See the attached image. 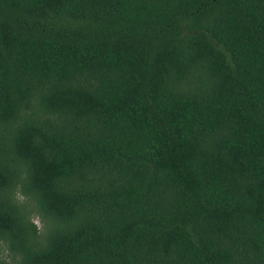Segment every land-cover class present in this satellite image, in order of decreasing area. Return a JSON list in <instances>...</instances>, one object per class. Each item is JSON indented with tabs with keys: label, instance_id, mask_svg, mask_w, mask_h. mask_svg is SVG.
I'll return each instance as SVG.
<instances>
[{
	"label": "trees",
	"instance_id": "obj_1",
	"mask_svg": "<svg viewBox=\"0 0 264 264\" xmlns=\"http://www.w3.org/2000/svg\"><path fill=\"white\" fill-rule=\"evenodd\" d=\"M0 264H264V0H0Z\"/></svg>",
	"mask_w": 264,
	"mask_h": 264
},
{
	"label": "rangeland",
	"instance_id": "obj_2",
	"mask_svg": "<svg viewBox=\"0 0 264 264\" xmlns=\"http://www.w3.org/2000/svg\"><path fill=\"white\" fill-rule=\"evenodd\" d=\"M18 197L20 198V196H18ZM32 220H33V222L35 223L37 229L41 230L42 225H41V222H40V220L38 219V217L35 216V215H32Z\"/></svg>",
	"mask_w": 264,
	"mask_h": 264
}]
</instances>
